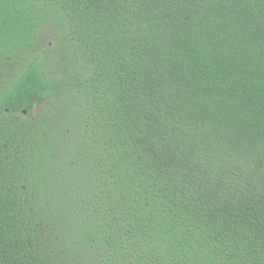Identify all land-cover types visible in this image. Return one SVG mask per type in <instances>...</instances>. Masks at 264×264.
Returning <instances> with one entry per match:
<instances>
[{
	"label": "trees",
	"instance_id": "trees-1",
	"mask_svg": "<svg viewBox=\"0 0 264 264\" xmlns=\"http://www.w3.org/2000/svg\"><path fill=\"white\" fill-rule=\"evenodd\" d=\"M0 264H264V0H0Z\"/></svg>",
	"mask_w": 264,
	"mask_h": 264
},
{
	"label": "rangeland",
	"instance_id": "rangeland-1",
	"mask_svg": "<svg viewBox=\"0 0 264 264\" xmlns=\"http://www.w3.org/2000/svg\"><path fill=\"white\" fill-rule=\"evenodd\" d=\"M42 33H44V35H45V39H47L48 44L51 43L50 39L47 38L48 36H50L49 30H48V29H43V30H42ZM46 34H48V35H46ZM25 111H26V110H25ZM23 112H24V110H23ZM24 113H25V112H24Z\"/></svg>",
	"mask_w": 264,
	"mask_h": 264
},
{
	"label": "water",
	"instance_id": "water-1",
	"mask_svg": "<svg viewBox=\"0 0 264 264\" xmlns=\"http://www.w3.org/2000/svg\"><path fill=\"white\" fill-rule=\"evenodd\" d=\"M24 112H26V111L24 110Z\"/></svg>",
	"mask_w": 264,
	"mask_h": 264
}]
</instances>
